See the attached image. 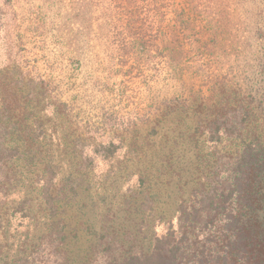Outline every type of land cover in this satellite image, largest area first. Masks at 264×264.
I'll return each instance as SVG.
<instances>
[{
    "label": "trees",
    "instance_id": "trees-1",
    "mask_svg": "<svg viewBox=\"0 0 264 264\" xmlns=\"http://www.w3.org/2000/svg\"><path fill=\"white\" fill-rule=\"evenodd\" d=\"M82 1L78 10L99 0ZM8 86L0 264H264V79L246 96L219 83L206 97L165 100L118 144L74 126L73 105L56 96L46 129L30 100L39 92Z\"/></svg>",
    "mask_w": 264,
    "mask_h": 264
},
{
    "label": "rangeland",
    "instance_id": "rangeland-1",
    "mask_svg": "<svg viewBox=\"0 0 264 264\" xmlns=\"http://www.w3.org/2000/svg\"><path fill=\"white\" fill-rule=\"evenodd\" d=\"M79 4L0 0V82L39 92L30 100L46 129L56 96L73 105L74 126L106 131L96 143H126L165 100L199 91L206 97L219 83L246 96L264 79L261 0H99L87 10ZM43 104L49 106L42 112ZM113 227L125 224L119 219ZM154 229L161 234L162 226ZM142 232L149 238L152 230ZM90 238L74 247L79 259Z\"/></svg>",
    "mask_w": 264,
    "mask_h": 264
}]
</instances>
